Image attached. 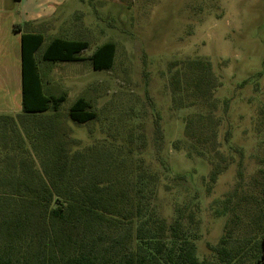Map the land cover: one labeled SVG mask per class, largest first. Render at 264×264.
Listing matches in <instances>:
<instances>
[{
    "label": "trees",
    "instance_id": "16d2710c",
    "mask_svg": "<svg viewBox=\"0 0 264 264\" xmlns=\"http://www.w3.org/2000/svg\"><path fill=\"white\" fill-rule=\"evenodd\" d=\"M44 40L40 31L21 32V111L0 115V264H264V162L245 183L239 161L237 181L219 201L222 233L199 258L198 236L185 223L184 211L190 210L176 207L169 223L160 216L153 202L157 175L138 166L143 160L131 148L70 149L73 139L61 112L67 94L46 87V69L88 60L95 70H110L115 42L81 56L87 40L53 36L37 56ZM176 64L169 76L171 103L194 108L184 116L182 141L188 154L211 163L208 189L231 161L216 140L217 78L209 60ZM67 114L77 123L96 117L84 96Z\"/></svg>",
    "mask_w": 264,
    "mask_h": 264
},
{
    "label": "rangeland",
    "instance_id": "374dc122",
    "mask_svg": "<svg viewBox=\"0 0 264 264\" xmlns=\"http://www.w3.org/2000/svg\"><path fill=\"white\" fill-rule=\"evenodd\" d=\"M43 24L37 56L53 36L87 40L81 56L115 42L110 70H95L88 60L46 69V87L67 94L61 112L70 149L131 148L143 160L138 166L157 175L153 202L160 216L169 223L176 207L191 211L192 220L184 211L185 223L198 236L202 258L222 233L219 201L235 185L239 161L245 183L264 162V0H67ZM196 57L209 60L217 78L216 140L225 161L231 160L208 189L211 163L188 154L182 141L184 116L194 108H175L170 96L176 63ZM78 96L90 101L95 119L77 123L68 117ZM177 140L180 148L173 146Z\"/></svg>",
    "mask_w": 264,
    "mask_h": 264
},
{
    "label": "crops",
    "instance_id": "0c3cea01",
    "mask_svg": "<svg viewBox=\"0 0 264 264\" xmlns=\"http://www.w3.org/2000/svg\"><path fill=\"white\" fill-rule=\"evenodd\" d=\"M67 0H0V115L21 111V32L40 31ZM18 24L20 30L13 26ZM15 113V115H13Z\"/></svg>",
    "mask_w": 264,
    "mask_h": 264
}]
</instances>
